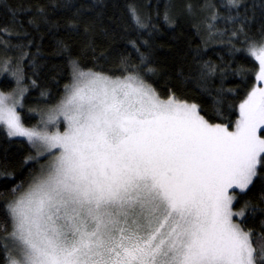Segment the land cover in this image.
<instances>
[{
	"label": "snow or ice",
	"instance_id": "obj_1",
	"mask_svg": "<svg viewBox=\"0 0 264 264\" xmlns=\"http://www.w3.org/2000/svg\"><path fill=\"white\" fill-rule=\"evenodd\" d=\"M249 52L264 80V45ZM74 73L49 116L63 118L62 131L25 127L21 99L0 93V125L51 158L10 206L8 264H264L229 194L247 191L264 166V88L229 130L137 75Z\"/></svg>",
	"mask_w": 264,
	"mask_h": 264
},
{
	"label": "trees",
	"instance_id": "obj_2",
	"mask_svg": "<svg viewBox=\"0 0 264 264\" xmlns=\"http://www.w3.org/2000/svg\"><path fill=\"white\" fill-rule=\"evenodd\" d=\"M263 40L264 0H0V62L22 75L18 111L27 128L37 129L65 99L74 65L112 78L137 75L161 99L196 104L210 124L232 128L257 83L259 62L248 49ZM12 73L1 76L2 93L16 89ZM47 160L0 126V264L9 261L10 205ZM257 171L234 207L259 249L264 166Z\"/></svg>",
	"mask_w": 264,
	"mask_h": 264
},
{
	"label": "rangeland",
	"instance_id": "obj_3",
	"mask_svg": "<svg viewBox=\"0 0 264 264\" xmlns=\"http://www.w3.org/2000/svg\"><path fill=\"white\" fill-rule=\"evenodd\" d=\"M255 45H257V46H259V45H264V40L260 43V44H255ZM253 46V45H252ZM252 46H250V47H252ZM250 47H249V49H250ZM249 49H248V52H249ZM250 53V52H249ZM11 72L12 73V70H11V68H10V66H9V64H1V62H0V78H1V76L2 75H4L5 73H8V72ZM81 71V70H80ZM83 72H92V71H83ZM92 73H97V72H92ZM100 74V73H99ZM74 75H75V73H74ZM101 75H103V74H101ZM103 76H106V75H103ZM12 77H13V79L16 81V89L15 90H13L11 93H7V94H5V93H3V94H5V95H12V96H16L17 98H19V99H21V104H22V101H23V97H24V92L26 91V89H25V86H23V83H22V80H21V78H22V75H21V73L20 72H17V73H12ZM108 77V76H107ZM109 78H112V77H109ZM112 79H117V78H112ZM119 79H121V78H119ZM73 83H74V80H73ZM73 83H72V85H73ZM72 85L69 87V89H68V91L71 89V87H72ZM254 88H264V80H259L258 78H257V83H256V86L254 87ZM0 93H2L1 91H0ZM67 94H68V92H67ZM66 94V95H67ZM60 105V104H59ZM58 105V106H59ZM58 106H56L53 110H51V112L49 113V115H45V116H43L42 118H41V122H40V126L37 128V130L38 131H48L49 133H52V132H56V131H62L63 129H64V127H65V125H64V123H63V118L62 117H60L59 118V120H57L56 121V123L55 124H53V123H51V122H49V116L50 115H52V114H54V111L58 108ZM19 108L20 107H18L17 108V112L19 113ZM19 115H20V113H19ZM239 118V117H238ZM21 123H22V120H21ZM23 124V123H22ZM235 124L236 123H234V125H233V127L232 128H229V130H234V126H235ZM24 125V124H23ZM0 126H2V125H0ZM25 126V125H24ZM224 126V125H223ZM4 127V126H3ZM26 127V126H25ZM5 128V130L7 131V129H6V127H4ZM7 133H8V131H7ZM12 138H20V139H24V140H26V141H28L27 140V138L26 137H20V136H11ZM29 142V141H28ZM32 144V143H31ZM33 146H34V148H35V150H36V152H37V157L38 158H43V157H46V156H48V160H47V162L45 163V164H43V167H42V169H41V172L39 173V176L42 174V170L50 163V156H49V154L46 152V151H44V146L43 145H41V144H39V143H37L36 145H34V144H32ZM38 176V177H39ZM37 177V178H38ZM253 180H254V178H253ZM251 186V185H250ZM249 186V187H250ZM232 193H235V201H234V203H233V211L234 212H240V211H236L235 210V207H234V205H235V202H236V200H237V196H238V193H243V192H240L238 189H229V194H232ZM14 203V202H13ZM12 203V204H13ZM11 204V205H12ZM10 205V206H11ZM9 210H10V208H9ZM10 214H11V211H10ZM12 217V216H11ZM241 219V217H239V216H234L233 217V220L235 221V222H238L237 220H240ZM239 223V222H238ZM8 249H9V258H10V256H16V252H15V250H14V246H13V244H12V242L9 240L8 241Z\"/></svg>",
	"mask_w": 264,
	"mask_h": 264
},
{
	"label": "bare ground",
	"instance_id": "obj_4",
	"mask_svg": "<svg viewBox=\"0 0 264 264\" xmlns=\"http://www.w3.org/2000/svg\"><path fill=\"white\" fill-rule=\"evenodd\" d=\"M73 80H74V78H73Z\"/></svg>",
	"mask_w": 264,
	"mask_h": 264
}]
</instances>
